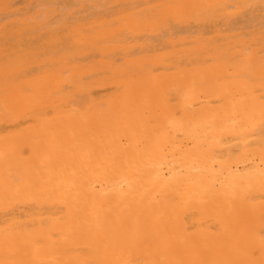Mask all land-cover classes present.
<instances>
[{"label": "bare ground", "instance_id": "6f19581e", "mask_svg": "<svg viewBox=\"0 0 264 264\" xmlns=\"http://www.w3.org/2000/svg\"><path fill=\"white\" fill-rule=\"evenodd\" d=\"M0 264H264V0H0Z\"/></svg>", "mask_w": 264, "mask_h": 264}]
</instances>
